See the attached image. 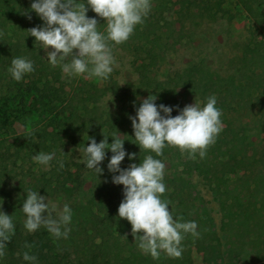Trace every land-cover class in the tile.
Listing matches in <instances>:
<instances>
[{"label":"rangeland","instance_id":"obj_1","mask_svg":"<svg viewBox=\"0 0 264 264\" xmlns=\"http://www.w3.org/2000/svg\"><path fill=\"white\" fill-rule=\"evenodd\" d=\"M157 2L158 0H151V11L156 13L155 18L151 19L155 22L160 18L159 23L156 24L158 46L152 52L153 58L146 53L151 47L150 43L141 50L137 45L142 42L129 38L127 41L130 47L125 48L124 43L113 47L115 65L111 73L112 79L69 76L58 64L55 67L51 66V69L60 72V81L56 82V85L63 86L65 92L63 95L73 97L74 102L79 103L82 99L92 96L90 107L96 105L99 116L106 118L109 112L113 114L120 112V115L123 111L119 110L125 106L130 111L125 113L128 118L127 124L116 135L123 140L126 139V149L129 154L135 153L136 158L129 160L125 157L121 168H127L132 163L139 164L148 154H152L154 158L161 159L166 164L164 177L166 192L161 199L170 202L169 210H173V216L181 222L195 221L199 236L191 238V234L185 235L182 240V255L179 258H172L161 252L163 256L160 255L158 259H163L165 264H264V208L261 207L264 203V95L254 90V97L249 100L247 96L235 97L234 92L226 95L219 92L212 94L217 97V107L222 113L223 130L216 137L215 142L207 148L210 158L213 159L207 171L216 174V179L221 177L224 180L220 181L221 192L226 191L233 201H229L233 203L231 209L233 220L225 231L227 230L226 234L230 233L227 238L235 242L226 248L229 251L223 249L222 258H216L217 260H213L214 254L211 252L201 250L205 243L204 235L211 231L207 211L212 210L218 223L222 216L217 212L219 205L213 198L211 186L208 185L205 176L185 171L182 162L186 161L188 154H181L178 148L166 147L161 157H155L154 153L141 152L140 148L138 152H134L137 144L134 140L132 122L129 119L130 116H135L136 108L143 99L148 98L147 84L150 79L168 81L177 73L187 71L191 72L193 79L217 81L216 89L219 87L227 91L229 87L234 90L232 83L244 85L245 82L239 81L238 77L241 67H244L248 70L255 68L256 74L260 75L264 83V17H255L246 8V5H252L255 11H261L264 8V0H168V8L163 13L155 9ZM92 13L94 12L89 9L87 15ZM29 15L20 26L19 36L11 41L15 48L12 49L13 52H16L17 43L21 47L28 43L35 44V37L29 36V30L41 26L42 21L35 12ZM94 16L99 18L98 30L105 31V20L96 13ZM2 29L3 24L0 19V35ZM0 44H2L1 40ZM36 45L40 47L39 44ZM245 53L254 56L253 61L247 65L242 61ZM9 55L6 56L4 50L0 49V105L8 101L20 106L27 103L26 109L38 111L25 119V124L17 121L14 125L15 133H7L4 128H0V185L2 189L7 186L10 190L8 197L4 196L9 201V207L0 209L4 213L6 208L9 211L20 208L18 201L21 199L19 197L21 182L25 179L26 182L30 181L34 175H38L39 167L46 169L49 166H39L32 162L33 160L24 163L23 153L20 154L21 157L19 155L21 150L19 143L25 141L23 134L28 135L31 127L38 123L41 127L42 124L48 123L51 117L46 109L37 105L31 93L30 95L26 93L28 86L35 79V73L26 74L21 81H15L8 68L11 66L12 58L16 56ZM42 55L46 63L50 64L44 49ZM140 64L143 66L139 71L137 66ZM175 90L184 107L194 105L195 102L203 106L207 97L211 96L209 92L202 96L195 91V87L191 86H177ZM24 93L27 97L21 102L20 96ZM60 110L55 109L53 114ZM47 130L52 129L47 126ZM75 149L74 152H71L72 149L69 151L74 155L75 162L82 165L80 169L84 181L82 193L76 199H68L63 195L46 197L45 203L48 202L49 210L55 208L52 217L56 218L65 203L73 209L80 201L87 203L94 196L96 201L104 202L100 206L102 210H98L95 206V211L100 215L111 212L116 206L119 208L124 198L123 185L117 186L112 183L113 174L107 168L112 156L110 151H107L106 158L100 165L103 174H97L85 167L82 150ZM1 154H6L8 157L2 159ZM73 165V170H77V164ZM258 208L262 212L256 216L260 226L248 232L239 224L238 219L243 218L241 215L246 214L247 209L254 212V209ZM116 214L118 215V211ZM250 220V223L254 222ZM87 226L88 234L98 233L97 229V231L92 230V223ZM219 233L225 234L221 231ZM75 237L74 234L71 239L78 238ZM78 239L86 243L89 241L88 245L93 241H99L97 237H93V241L88 240L87 237ZM131 240L135 243L132 234ZM71 243L77 242L71 240ZM144 255L151 257L149 254Z\"/></svg>","mask_w":264,"mask_h":264},{"label":"trees","instance_id":"obj_2","mask_svg":"<svg viewBox=\"0 0 264 264\" xmlns=\"http://www.w3.org/2000/svg\"><path fill=\"white\" fill-rule=\"evenodd\" d=\"M32 2L33 0H0V19L3 24L2 35H0L2 42L0 49L4 50L6 56L13 54L16 57H26L34 63V67L37 68L34 71L35 79L28 86L26 93H29V95L31 93L37 105H41L51 115L48 123L42 124L41 127L39 126L40 123H38L30 128L28 135L23 134L25 141L19 143L21 146L19 155L23 153L22 158L24 163L32 161L33 155L39 152H54L55 158L50 162L48 168L43 169L39 167L38 175H34L30 181L26 182L25 179L21 182L22 189H20L19 196L21 199L18 201L20 208L15 211L5 209L6 214L12 215L15 234L12 236L11 241L6 242L7 247L4 250V256L0 257V264H33V262L23 259L25 252L37 257L34 264H165L163 259L154 260L139 250L138 246L131 240L130 223L126 219L119 218L116 214L118 206L114 209L116 211L112 210L105 215H100L98 211H95V206H97L98 210H102L100 206L104 203L101 200L96 201L95 196L87 203L80 201L72 209V222L69 225L70 233L67 239H56L44 227L32 233H29L24 228L26 217L22 211V207L27 193L29 191H36L45 197L63 195L68 199L78 198L84 186L83 177H81L80 172L82 165L75 162L74 155H71V152H74L75 148H79L83 152V149L91 143L88 137L95 138L96 142L99 143L104 139V135H116L127 124L128 118L125 113H130L125 106L119 110L123 111L122 114L119 115L120 112L115 114L109 112L105 118L104 116H99L96 105L90 107L92 96L88 97V99H82L78 103L77 101L74 102L73 97L69 98L65 94L63 95L65 93L63 86L56 85V82L60 81V72L54 68L51 69V65L47 64L43 58L42 49L36 44L28 43L21 47L17 43L15 44L16 52H13L12 49L15 48L11 41L19 36L20 26L24 23L25 18L34 12L31 11ZM85 2L86 0H78V3L81 4ZM168 4V0H158L155 9L163 13L168 8ZM246 8L253 16L264 17V8L261 11H255L252 5H246ZM155 14L153 11H150L149 16L144 20L143 24L137 25L134 33L130 36L131 39H138L139 42H142L137 45V48L141 50H144V47L150 43L151 47L146 52L150 58H153L151 57L152 52L158 46V29L156 24L159 23L160 18L153 22L151 18H155ZM88 17H95L94 13L88 15ZM95 18L98 21L99 18ZM123 45L125 48L130 47L128 41L124 42ZM19 51L21 52L19 53ZM253 58L254 56H249L248 53H245L242 56V61L247 65L253 61ZM142 66L143 64L138 65L137 70L140 71ZM53 75L55 77L51 78ZM238 77L239 81L245 82L244 85L239 86L232 83L234 90L229 87L227 91H224L219 87L216 89V86H218L217 81H211V79L196 80L193 79L191 72L185 71L184 73H177L175 77L168 79V81L150 79L147 84L148 97L154 95L153 98H155L156 96L155 103L157 105L172 106V116L174 117L179 114L177 106L179 109L184 108L182 100L177 97V91L175 90L177 86L195 87V91L202 96H205L207 92L211 93V95L214 94L213 92H219L224 95L234 92L235 97L242 98L247 96L251 100L254 97V90L264 95L263 79L260 75L256 74L255 68L248 70L241 67ZM110 78L112 79L111 75ZM27 94L24 93L20 96L21 102L24 101ZM26 104L24 103L20 106L8 101L0 105V128H4L5 131H8L7 133H15L14 125L17 121L25 124V119L38 111L37 109H26ZM57 108L61 110L53 114ZM16 115H19V117H16ZM33 118L37 119L36 117ZM47 126L52 130H47ZM33 137L36 138L37 142H33ZM112 141L113 138L109 137L108 142L112 143ZM125 145L124 142V148L129 153ZM137 146L134 152L140 150L139 146ZM70 149H72L71 152L69 151ZM1 157L5 159L8 155L1 154ZM60 160H63L64 163L62 168L58 163ZM212 162L213 159L210 158V152L207 150L204 158H200L197 154L195 159L187 158L185 162H182V165L185 171L190 174L205 176L204 178L208 181V185L211 186L213 198L219 205V211L217 212L222 214L220 223L216 221L212 210L207 211V219L211 225V231L204 235L205 243L203 249H201L214 254L213 260H217L218 258H222L223 249L224 251H229L226 248H229L230 244L235 243L231 239H228L229 237L227 238L230 233L226 234L227 230L225 231L230 221L233 220V213H231L233 206L231 202L233 201L226 191L225 193L221 192L222 184L220 181L224 180L221 177L216 179V174L207 171L209 164ZM73 164H77V170H73ZM2 188L0 185V209L8 206L9 201L4 196L8 197L7 195L10 192L7 186L5 189ZM230 200L231 202H229ZM115 203L119 204L117 201ZM261 207L264 208V203ZM254 210V212H251L247 209L246 214H240L243 218L238 219L239 224L248 232L253 230V228L258 229L260 226L256 216L262 214V212L260 208ZM250 219L254 222L250 223ZM89 223L93 224V231L98 230L96 235H93L94 232L88 234L87 224ZM219 231L225 234H220ZM74 234L76 235L75 238L87 237L88 240L93 241V237H97L99 241H93L92 244L88 245L89 241L86 243L82 239H71ZM191 238L194 237L191 235ZM71 240H76L77 243H71ZM74 248L76 249L73 250Z\"/></svg>","mask_w":264,"mask_h":264},{"label":"clouds","instance_id":"obj_3","mask_svg":"<svg viewBox=\"0 0 264 264\" xmlns=\"http://www.w3.org/2000/svg\"><path fill=\"white\" fill-rule=\"evenodd\" d=\"M151 8V0H86L83 4L78 0H33L31 11L36 13L42 25L30 29L29 36L35 37V44L46 51L51 66L59 64L69 76L106 80L114 70L113 47L130 38L136 26L143 24L149 16ZM89 9L105 20V31L98 30L95 17H88ZM34 70V63L26 57L12 58L8 68L17 82ZM153 97L150 95L143 99L135 116L129 117L135 144L141 152L161 157L166 147H175L181 154L187 153L189 159H195L197 154L204 158L207 148L223 130L217 97H207L203 106L197 102L183 109L177 106L179 114L174 117L172 106L157 105L156 96ZM109 137L113 138L112 143L108 142ZM88 140L91 143L83 149L88 170L103 174L100 165L107 151L112 153L107 164L108 171L113 174L112 183L123 185L124 198L119 205L118 216L130 223L131 234L139 250L153 259H158L161 252L179 258L185 235L198 237L199 233L195 221L181 222L173 216V210H169L170 202L161 199L166 192V164L148 154L139 164L121 168L126 156L129 160L136 158L135 153L126 152L125 140L117 135H104L99 143L95 138L88 137ZM33 142H37L35 137ZM54 158V152H39L33 155L32 160L37 165L48 166ZM58 163L61 168L64 166L63 160ZM46 199L36 191L27 193L22 207L26 217L24 228L32 233L44 227L56 239H67L72 208L65 203L53 218L55 208L50 211ZM14 234L12 215L0 211V257L4 256L6 242L11 241ZM23 259L34 264L37 257L25 252Z\"/></svg>","mask_w":264,"mask_h":264}]
</instances>
